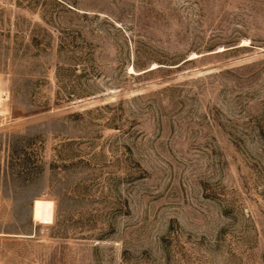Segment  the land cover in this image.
I'll list each match as a JSON object with an SVG mask.
<instances>
[{"label": "rangeland", "instance_id": "374dc122", "mask_svg": "<svg viewBox=\"0 0 264 264\" xmlns=\"http://www.w3.org/2000/svg\"><path fill=\"white\" fill-rule=\"evenodd\" d=\"M0 87V264H264V0H0Z\"/></svg>", "mask_w": 264, "mask_h": 264}, {"label": "bare ground", "instance_id": "6f19581e", "mask_svg": "<svg viewBox=\"0 0 264 264\" xmlns=\"http://www.w3.org/2000/svg\"><path fill=\"white\" fill-rule=\"evenodd\" d=\"M1 96L6 97V93H2ZM1 101L2 99H0ZM53 207L51 201L35 200L32 206L33 221L41 225H50L53 221Z\"/></svg>", "mask_w": 264, "mask_h": 264}, {"label": "built area", "instance_id": "2783aa9c", "mask_svg": "<svg viewBox=\"0 0 264 264\" xmlns=\"http://www.w3.org/2000/svg\"><path fill=\"white\" fill-rule=\"evenodd\" d=\"M2 93H3V91H1V87H0V99H4L5 97H3V96H1L2 95ZM4 94V93H3Z\"/></svg>", "mask_w": 264, "mask_h": 264}]
</instances>
